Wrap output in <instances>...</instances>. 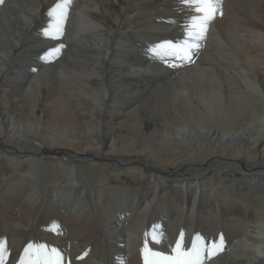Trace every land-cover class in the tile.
<instances>
[{"label": "bare ground", "instance_id": "6f19581e", "mask_svg": "<svg viewBox=\"0 0 264 264\" xmlns=\"http://www.w3.org/2000/svg\"><path fill=\"white\" fill-rule=\"evenodd\" d=\"M62 2L0 0L5 264L29 244L145 264L196 237L220 245L201 264H264V0H219L199 41L184 0H69L57 33Z\"/></svg>", "mask_w": 264, "mask_h": 264}, {"label": "snow or ice", "instance_id": "6c2138e0", "mask_svg": "<svg viewBox=\"0 0 264 264\" xmlns=\"http://www.w3.org/2000/svg\"><path fill=\"white\" fill-rule=\"evenodd\" d=\"M69 0H63L57 3L50 11V15L57 16L55 31H60V20L64 18L65 8ZM184 3L192 7L197 15L191 18L187 28V35L190 41H199L203 38L207 30L208 22L215 17L219 9V0H184ZM50 33H46L49 35ZM165 54L175 55L177 58L184 59L188 56L192 48L198 47L195 43L186 42L182 46H174L171 43L159 46ZM182 239V236H181ZM153 241L159 242L153 235ZM220 245L213 242L211 246H201L200 238L196 237L192 242V247L187 252L181 250V240H177L176 247L173 249L174 256H163L161 253L152 252L145 243L142 253L145 254V264H201L205 252L209 257L212 252L218 249ZM25 256L20 264H60L61 257L56 249L48 250L45 245L29 244L25 250ZM0 264H5V243L0 241Z\"/></svg>", "mask_w": 264, "mask_h": 264}]
</instances>
